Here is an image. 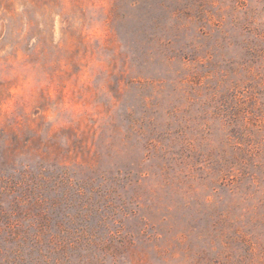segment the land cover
<instances>
[{"label":"rangeland","instance_id":"rangeland-1","mask_svg":"<svg viewBox=\"0 0 264 264\" xmlns=\"http://www.w3.org/2000/svg\"><path fill=\"white\" fill-rule=\"evenodd\" d=\"M0 264H264V0H0Z\"/></svg>","mask_w":264,"mask_h":264}]
</instances>
